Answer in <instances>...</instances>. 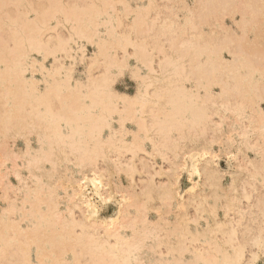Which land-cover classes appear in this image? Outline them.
Returning <instances> with one entry per match:
<instances>
[{"label": "bare ground", "instance_id": "obj_1", "mask_svg": "<svg viewBox=\"0 0 264 264\" xmlns=\"http://www.w3.org/2000/svg\"><path fill=\"white\" fill-rule=\"evenodd\" d=\"M263 103L264 0H0V264L264 263Z\"/></svg>", "mask_w": 264, "mask_h": 264}, {"label": "rangeland", "instance_id": "obj_2", "mask_svg": "<svg viewBox=\"0 0 264 264\" xmlns=\"http://www.w3.org/2000/svg\"><path fill=\"white\" fill-rule=\"evenodd\" d=\"M130 2H134V0H129ZM226 24L229 26V25H231L230 24V20L229 19H226ZM93 50V48L92 47H88L87 48V51L88 52H86V54L88 55V56H90L91 54H92V51ZM227 58H229V56H227ZM47 64H49V62H47ZM82 71H83V66H81V65H79V66H77V75L79 76V77H84V75H83V73H82ZM80 73V74H79ZM82 74V75H81ZM124 77V78H123ZM115 87H116V89L118 90V91H120V92H126V93H129L130 95H132L134 92H135V90H136V81L134 80V79H131V77H130V75L128 74V73H126L125 75H123V76H121L119 79H118V81L116 82V84H115ZM262 108L264 109V103L262 104ZM18 140V141H17ZM16 141H15V143H14V145L16 144V146H13V143H12V141H10V143H11V145H12V148H13V150H15V148H16V150H15V152L17 153V151L19 152V151H21V150H24V148H25V142H24V140L23 139H17ZM227 159H226V157H222L221 159H220V167H221V169H223V170H228V165H229V163H228V160L226 161ZM19 164L20 165H22V163H21V160L19 161ZM25 174V173H24ZM227 181H229L230 180V178H227L226 179ZM9 181H10V183H11V185L13 186V187H18L19 186V184H18V181H17V179L15 178V176H13V175H11L10 177H9ZM2 202L0 201V204H1ZM2 206H3V203L1 204ZM259 264H264L263 262H260Z\"/></svg>", "mask_w": 264, "mask_h": 264}]
</instances>
